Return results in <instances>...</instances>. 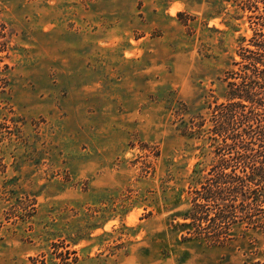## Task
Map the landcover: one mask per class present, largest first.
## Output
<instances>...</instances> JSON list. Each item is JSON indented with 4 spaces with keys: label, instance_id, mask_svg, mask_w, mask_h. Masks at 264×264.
I'll use <instances>...</instances> for the list:
<instances>
[{
    "label": "rangeland",
    "instance_id": "374dc122",
    "mask_svg": "<svg viewBox=\"0 0 264 264\" xmlns=\"http://www.w3.org/2000/svg\"><path fill=\"white\" fill-rule=\"evenodd\" d=\"M242 13L234 0H0V264L247 258L237 236L185 239L171 223L217 158L183 133L185 104L198 112L207 89L212 118L224 101L254 33Z\"/></svg>",
    "mask_w": 264,
    "mask_h": 264
},
{
    "label": "trees",
    "instance_id": "16d2710c",
    "mask_svg": "<svg viewBox=\"0 0 264 264\" xmlns=\"http://www.w3.org/2000/svg\"><path fill=\"white\" fill-rule=\"evenodd\" d=\"M234 2L243 12L241 16L249 12L254 33L251 38H239L240 59L233 62L237 68L225 76L226 89L217 98L224 101L217 104L212 118L203 112L211 107L207 89L199 95L198 112L185 102L183 133L205 139L217 158L214 172L203 176L205 181L193 190L189 206L175 212L171 223L186 231L185 239L218 244L237 236L247 256L239 264H264V0ZM3 31L0 29V93L12 83L1 55L8 47ZM184 254L178 264L185 263Z\"/></svg>",
    "mask_w": 264,
    "mask_h": 264
}]
</instances>
